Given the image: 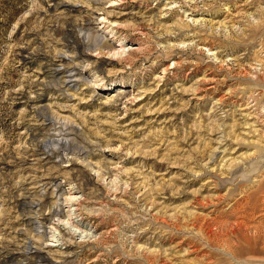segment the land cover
<instances>
[{
	"label": "rangeland",
	"instance_id": "374dc122",
	"mask_svg": "<svg viewBox=\"0 0 264 264\" xmlns=\"http://www.w3.org/2000/svg\"><path fill=\"white\" fill-rule=\"evenodd\" d=\"M0 264H264V0H0Z\"/></svg>",
	"mask_w": 264,
	"mask_h": 264
},
{
	"label": "bare ground",
	"instance_id": "6f19581e",
	"mask_svg": "<svg viewBox=\"0 0 264 264\" xmlns=\"http://www.w3.org/2000/svg\"><path fill=\"white\" fill-rule=\"evenodd\" d=\"M234 256V255H233Z\"/></svg>",
	"mask_w": 264,
	"mask_h": 264
}]
</instances>
